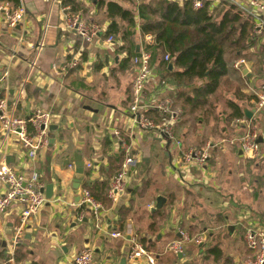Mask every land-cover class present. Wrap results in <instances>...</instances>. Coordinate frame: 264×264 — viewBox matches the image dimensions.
I'll return each mask as SVG.
<instances>
[{
  "label": "crops",
  "instance_id": "crops-1",
  "mask_svg": "<svg viewBox=\"0 0 264 264\" xmlns=\"http://www.w3.org/2000/svg\"><path fill=\"white\" fill-rule=\"evenodd\" d=\"M105 1L116 2L136 16L138 0ZM172 1L182 5L186 0ZM19 2L16 8L0 0V97L7 100L9 113L20 119L38 110L49 113V126L55 129L47 130V143L33 161L17 136L0 132V164L20 175L38 173L44 189L53 186V194L28 221L13 257L10 251L20 207L0 213V264H11V258L12 264H68L86 248L92 251L93 264H118L124 257L127 264H147L128 258L132 243H140L141 238L146 239L143 246L155 264H248L253 254L243 235L248 230L264 231V108L257 105L264 86V34L256 36V46L242 56L226 58V76L206 103L194 110L184 111L182 100L174 96L192 95V89L206 81L176 88L165 80L178 68L166 56L158 58L143 102L154 107L171 98L182 111L179 121L165 122L175 138L170 140L159 131L139 129L129 114L136 49L140 55L148 54L144 43L153 42L141 35L137 17L131 48L121 39L125 21H117L113 41H106L105 8L91 0ZM66 2L75 5L66 6ZM210 4L220 6L216 0ZM72 6L84 23L99 26L92 42L63 27L64 8ZM16 9L24 10L23 20L8 27L2 11ZM130 53L134 58L127 62ZM77 60V67L69 69L67 65ZM239 61L244 64L236 69ZM233 106L242 117H237ZM245 110L252 112L251 119L244 116ZM248 122L259 135L255 158L232 144ZM28 125L31 135L34 130ZM116 133L135 163L124 179V192L115 201L105 207L95 201L99 206L95 216L76 202L74 157L84 163L79 191L105 192L124 160ZM191 149H208L204 165L182 161V153ZM5 190L0 183V195ZM157 197L164 198V203L153 210ZM180 231L201 234L204 241L186 246L181 254L169 253L167 247L180 238ZM116 232L123 237L111 238Z\"/></svg>",
  "mask_w": 264,
  "mask_h": 264
},
{
  "label": "built area",
  "instance_id": "built-area-1",
  "mask_svg": "<svg viewBox=\"0 0 264 264\" xmlns=\"http://www.w3.org/2000/svg\"><path fill=\"white\" fill-rule=\"evenodd\" d=\"M194 9H200L202 2L211 0H191ZM218 3L225 2L235 7L242 15L247 17L253 23V34L257 37H262L264 34V0H216ZM4 19L8 27L14 28L18 26L24 17L23 9L14 11H2ZM65 15L63 17V27L66 30L75 32L84 42H92L100 32V28L96 24L84 23L80 16L71 12L70 7L64 8ZM108 43L113 41V36L110 35ZM149 54H142L140 58H134L133 64L137 69L136 76L132 82L130 98H129V114L134 124L144 131H159L166 138L174 140L172 131L165 122L156 124L149 119L146 112L156 110L163 115L170 117L172 122H177L182 117V111L178 109L171 98H166L160 101L156 106L151 107L143 102L145 85L151 76L149 66ZM168 61V57H165ZM244 61H239L235 64V68L239 69ZM78 65V60L70 62L67 66L69 69H74ZM258 108H264V86L261 88L257 99ZM51 122V115L42 111H36L28 119H20L14 117L8 111V104L5 98L0 97V132L2 135H15L22 143V147L26 151L29 161H33L37 152L47 143V128ZM33 127L34 133H27V125ZM244 133L239 139H236L232 144H238L240 150L248 158H255L259 151L258 143L259 135L256 126L250 122L246 123ZM117 135V140L120 149L124 154V160L120 170L110 183L107 196L110 200L115 201L117 197L124 192V179L135 160L130 154V150L125 142ZM208 148V147H207ZM208 158V149H191L182 153L181 159L185 164L195 163L204 165ZM87 165L86 168H89ZM0 183L6 186V190L0 195V213H3L10 207L17 205L20 207L18 224L14 228V236L12 239L11 256L18 246L25 226L28 221L35 217L45 203L44 185L41 181V176L38 173H31L29 176L20 175L12 170L6 164H0ZM78 205L91 209L93 215H97L99 206L91 198L90 193L82 189L79 191ZM180 238L172 242L167 251L172 254H181L184 248L190 244L199 246L203 243L204 237L201 234L190 236L186 232H179ZM121 233L111 234V238H122ZM243 239L248 250L253 254V258L248 264H264V231L248 230L244 233ZM130 260L138 259L145 260L147 264H155L154 257L151 256L145 247L139 242H133L128 253ZM9 263H14L13 259ZM68 264H93V254L88 248L81 250Z\"/></svg>",
  "mask_w": 264,
  "mask_h": 264
},
{
  "label": "trees",
  "instance_id": "trees-1",
  "mask_svg": "<svg viewBox=\"0 0 264 264\" xmlns=\"http://www.w3.org/2000/svg\"><path fill=\"white\" fill-rule=\"evenodd\" d=\"M1 1H9L16 8L20 5L19 0ZM91 1L98 8H105L109 25L104 37L108 38L118 30V20L125 21L127 28L121 39L128 42L131 48L134 36L132 29L136 27L137 17L141 35L153 40L151 44L144 43V50L150 57V69H155L161 55L167 56L168 61H173L178 68V71L168 74L166 83L176 88H192L196 81H206L205 84L193 88L192 95L181 93L174 96V99L182 100L181 107L184 111L194 110L206 103L208 96L215 92L221 79L227 74L226 58L242 56L256 46L259 39L253 34V23L225 2H220V6L214 8L210 2L204 1L202 7L196 10L191 0H186L182 5L172 0H138L135 16L133 11L122 8L116 2ZM66 4L75 5L69 2ZM73 6L70 8L72 13ZM128 57L127 62L134 58V54L130 53ZM233 108L237 111V117H242L241 111L235 106ZM146 115L158 125L170 120V117L156 110H149ZM30 128L31 125H28V129ZM109 187L105 192L102 189L101 194L95 189L94 192L91 189H82L87 190L94 201L105 207L110 202L107 196ZM145 242V238L140 239L142 245Z\"/></svg>",
  "mask_w": 264,
  "mask_h": 264
},
{
  "label": "water",
  "instance_id": "water-1",
  "mask_svg": "<svg viewBox=\"0 0 264 264\" xmlns=\"http://www.w3.org/2000/svg\"><path fill=\"white\" fill-rule=\"evenodd\" d=\"M138 51H139V49L137 48L136 49V57L140 58L141 55H140V53H138ZM172 68H173L172 64L170 63L168 65V70L171 71ZM244 116L247 119H251L252 118V112L245 110ZM53 129H55V126H48V128H47V130L49 132H51ZM74 162H75V178L73 180L72 188L74 189V192L76 195V202H78V200H79L78 194H79L80 184H81V181L83 179V174H84V163L82 162V160L80 159L79 156L74 157ZM52 194H53V186L48 185L44 189V196H45L46 201H49L52 198ZM163 203H164V198L157 197L156 198V205H155L153 210H159L162 207ZM118 264H127V259L125 257L122 258Z\"/></svg>",
  "mask_w": 264,
  "mask_h": 264
},
{
  "label": "rangeland",
  "instance_id": "rangeland-1",
  "mask_svg": "<svg viewBox=\"0 0 264 264\" xmlns=\"http://www.w3.org/2000/svg\"><path fill=\"white\" fill-rule=\"evenodd\" d=\"M261 90V89H260ZM199 264H201V262H199Z\"/></svg>",
  "mask_w": 264,
  "mask_h": 264
}]
</instances>
